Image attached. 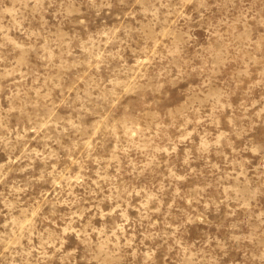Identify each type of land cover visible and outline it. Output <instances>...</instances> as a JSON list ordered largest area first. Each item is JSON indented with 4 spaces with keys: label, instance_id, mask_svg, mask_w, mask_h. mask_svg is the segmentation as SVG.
Here are the masks:
<instances>
[{
    "label": "clouds",
    "instance_id": "clouds-1",
    "mask_svg": "<svg viewBox=\"0 0 264 264\" xmlns=\"http://www.w3.org/2000/svg\"><path fill=\"white\" fill-rule=\"evenodd\" d=\"M0 264H264V0H0Z\"/></svg>",
    "mask_w": 264,
    "mask_h": 264
}]
</instances>
